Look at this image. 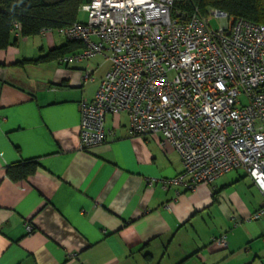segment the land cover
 Masks as SVG:
<instances>
[{
  "label": "crops",
  "instance_id": "obj_1",
  "mask_svg": "<svg viewBox=\"0 0 264 264\" xmlns=\"http://www.w3.org/2000/svg\"><path fill=\"white\" fill-rule=\"evenodd\" d=\"M11 37L0 49V264H264V216L250 218L264 196L243 170L193 189L150 185L181 173V158L159 133L133 135L124 111L105 114L103 143L80 149L79 102L109 61H33L67 43L63 29ZM24 162L35 170L11 179ZM221 234L224 248L212 242Z\"/></svg>",
  "mask_w": 264,
  "mask_h": 264
},
{
  "label": "built area",
  "instance_id": "obj_2",
  "mask_svg": "<svg viewBox=\"0 0 264 264\" xmlns=\"http://www.w3.org/2000/svg\"><path fill=\"white\" fill-rule=\"evenodd\" d=\"M79 10L86 20L63 31L83 48L61 59L109 61L95 96L79 102L80 149L103 143L105 114L124 111L133 135L161 134L183 164L148 184L193 189L241 169L264 196V24L194 0H88ZM263 216L264 201L250 218ZM212 242L224 248L226 235Z\"/></svg>",
  "mask_w": 264,
  "mask_h": 264
},
{
  "label": "trees",
  "instance_id": "obj_3",
  "mask_svg": "<svg viewBox=\"0 0 264 264\" xmlns=\"http://www.w3.org/2000/svg\"><path fill=\"white\" fill-rule=\"evenodd\" d=\"M88 0H0V49L12 40L11 32L33 36L43 29H63L77 20L79 5ZM200 11L217 8L236 18L264 24V0H194ZM17 24V27L15 26ZM79 41L68 40L33 61H47L64 57ZM34 162L8 167L7 174L18 180L35 170Z\"/></svg>",
  "mask_w": 264,
  "mask_h": 264
},
{
  "label": "rangeland",
  "instance_id": "obj_4",
  "mask_svg": "<svg viewBox=\"0 0 264 264\" xmlns=\"http://www.w3.org/2000/svg\"><path fill=\"white\" fill-rule=\"evenodd\" d=\"M78 20L79 21H85L86 20V13L83 12V11H79V13H78ZM211 25L214 28H217L218 27V21L216 19H212L211 20Z\"/></svg>",
  "mask_w": 264,
  "mask_h": 264
}]
</instances>
